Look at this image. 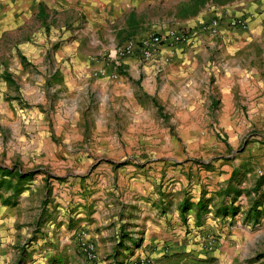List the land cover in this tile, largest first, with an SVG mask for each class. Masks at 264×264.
Returning a JSON list of instances; mask_svg holds the SVG:
<instances>
[{"label": "rangeland", "instance_id": "rangeland-1", "mask_svg": "<svg viewBox=\"0 0 264 264\" xmlns=\"http://www.w3.org/2000/svg\"><path fill=\"white\" fill-rule=\"evenodd\" d=\"M174 10L159 7L155 14L161 18ZM149 13L154 10L142 16ZM78 14L55 0H0V193L11 196L13 207L25 194L22 203L27 205L17 207L15 226L19 235L26 228L24 246L33 248L27 260L41 256L48 264H155L150 257H132L143 234L135 227L132 206L124 211L119 201L130 179L154 181L158 194L175 177L191 185L199 172L234 162L228 142L237 153L255 143L264 146V122L245 120L242 132L232 136L222 121L200 120L202 130L196 135L179 129L184 122L160 120L153 106H144L153 126L166 130L158 136L132 130L128 100L116 91L120 79L99 77L91 67L108 47V26L80 20ZM116 29L113 33L119 34ZM97 39L101 44L93 42ZM161 79L156 71L139 82L156 88ZM27 133L34 146L28 154ZM244 189L247 210L253 189ZM100 203L114 213L102 217L101 225L89 218ZM259 204L253 202L252 208ZM117 210L122 212L118 228L113 220ZM92 223L96 225L90 227ZM228 223L223 232L191 235L188 246L158 254L185 264H264V210L253 217L249 212L232 216ZM207 238L214 249L207 248ZM226 259L231 261L223 263Z\"/></svg>", "mask_w": 264, "mask_h": 264}, {"label": "crops", "instance_id": "crops-1", "mask_svg": "<svg viewBox=\"0 0 264 264\" xmlns=\"http://www.w3.org/2000/svg\"><path fill=\"white\" fill-rule=\"evenodd\" d=\"M55 1L79 11L80 20L84 18L86 22L91 20L108 26L110 34L104 41L108 47L103 53L129 39L165 33L169 29H178L177 26H184L183 29L194 39L192 45H179L172 50L164 46L156 59L149 63L133 59L124 61L116 91L128 100L126 106L132 110L134 123L132 130L163 135L166 128L153 126L151 111L160 120L184 122L179 129L196 135L202 130L197 123L200 120H220L232 136L236 134L234 131L242 132L244 126L241 122L245 120L264 122V0ZM165 6L177 10L158 18L155 10ZM146 10H154V13L144 18L142 14ZM233 17L246 19L247 28L224 26L213 37L197 30L200 21ZM128 26H137V29L132 32ZM115 29L120 31L119 34L113 33ZM93 42L101 44L98 39ZM170 54V60L165 62ZM156 71H161L162 79L156 88L148 85L150 89L153 87L148 91L139 82L140 77H154ZM144 106L154 108L148 111ZM28 138L27 133L24 136L26 154L34 149ZM228 145L232 147L234 162L228 166L219 163L211 167L212 172H199V177L191 185L184 178L175 177L173 183H170L172 179L164 183L161 194H158L154 181L147 182L139 176L130 179L128 192L122 194L119 201L126 206L124 211L132 206L136 215L135 227L143 234L133 258L150 257L155 264H185L178 257L162 259L158 253L165 248L188 246L191 235L223 232L229 227L232 216L242 218L249 212L253 217L264 210V146L255 143L237 153L234 145L229 142ZM249 186L257 194L252 191L251 206L246 210L243 205L248 202V197L244 188ZM6 198L11 196L0 193V264H48L49 260L41 256L27 260L29 249L33 248L24 246L23 235L25 239L28 237L26 228L21 230L20 236L15 226L17 207L27 205L22 203L25 194L21 195L16 207L7 205ZM258 200L259 206L252 208V203H258ZM101 205L90 212L89 217L99 225L104 223L100 222L102 217H114L113 212ZM121 213L117 210L113 219L117 228L120 227ZM95 225L92 223L90 227ZM236 225L240 227V222ZM18 236L20 241L16 240ZM229 261L226 259L223 263ZM79 264L86 263L81 261Z\"/></svg>", "mask_w": 264, "mask_h": 264}, {"label": "built area", "instance_id": "built-area-1", "mask_svg": "<svg viewBox=\"0 0 264 264\" xmlns=\"http://www.w3.org/2000/svg\"><path fill=\"white\" fill-rule=\"evenodd\" d=\"M230 29H246L247 21L244 18H214L208 21H200L197 24L198 30L208 36H217L222 27ZM193 40L189 33L178 29H169L165 33H151L139 39H129L122 44H117L113 48L103 53L95 66H91L95 74L109 80L119 79V71L125 60L133 59L140 63H149L156 59L162 48H174L179 45L192 44ZM171 54L164 59L170 60ZM206 246L214 249L213 240L207 238ZM140 261L132 264H140ZM144 263V262H143Z\"/></svg>", "mask_w": 264, "mask_h": 264}, {"label": "trees", "instance_id": "trees-1", "mask_svg": "<svg viewBox=\"0 0 264 264\" xmlns=\"http://www.w3.org/2000/svg\"><path fill=\"white\" fill-rule=\"evenodd\" d=\"M161 110H162V109L159 108L160 114H161ZM161 115H162L163 118H165V116H163V114H161ZM16 195H18V194H16ZM11 199H12V198H6L5 203H6L7 205H13Z\"/></svg>", "mask_w": 264, "mask_h": 264}]
</instances>
